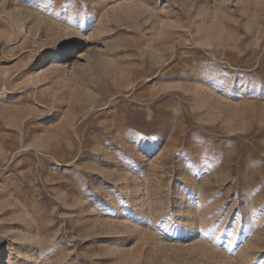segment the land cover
I'll list each match as a JSON object with an SVG mask.
<instances>
[{
    "label": "rangeland",
    "instance_id": "1",
    "mask_svg": "<svg viewBox=\"0 0 264 264\" xmlns=\"http://www.w3.org/2000/svg\"><path fill=\"white\" fill-rule=\"evenodd\" d=\"M0 264H264V0H0Z\"/></svg>",
    "mask_w": 264,
    "mask_h": 264
}]
</instances>
